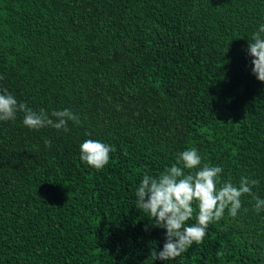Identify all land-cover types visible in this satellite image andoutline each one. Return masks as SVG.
<instances>
[{
  "label": "trees",
  "instance_id": "16d2710c",
  "mask_svg": "<svg viewBox=\"0 0 264 264\" xmlns=\"http://www.w3.org/2000/svg\"><path fill=\"white\" fill-rule=\"evenodd\" d=\"M261 24L264 0H0V91L81 120L68 132L0 121V264H264L250 196L154 262L164 230L135 197L194 147L264 199V83L247 55ZM86 139L115 147L103 169L79 159Z\"/></svg>",
  "mask_w": 264,
  "mask_h": 264
},
{
  "label": "clouds",
  "instance_id": "9594fccd",
  "mask_svg": "<svg viewBox=\"0 0 264 264\" xmlns=\"http://www.w3.org/2000/svg\"><path fill=\"white\" fill-rule=\"evenodd\" d=\"M247 55L251 58L252 74L264 83V24L248 41ZM17 113L24 114L22 123L31 130L50 127L68 132L69 122L81 124L79 115L71 109L53 110L51 113L44 109L34 110L18 101L7 89L0 91V121H14ZM51 143V140L44 139L45 147H51ZM79 150V159L83 163L101 170L109 163L110 153L115 151V147L86 139ZM222 173V166L202 164L198 150L190 147L177 153L175 162L158 177L143 175L135 191L136 209L148 215L151 227L164 230L162 248L151 251L153 262L174 260L194 243H202L209 225L222 220L225 211L232 218L238 215L244 195L255 202L257 213L264 211V199L252 191L258 180L241 176L238 184H234L231 178L221 179ZM190 220L195 222L189 224ZM148 228L149 225H145V231Z\"/></svg>",
  "mask_w": 264,
  "mask_h": 264
}]
</instances>
